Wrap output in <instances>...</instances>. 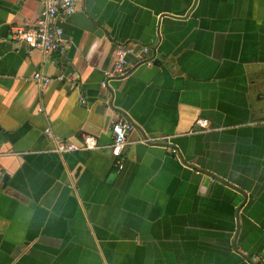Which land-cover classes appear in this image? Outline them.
Returning a JSON list of instances; mask_svg holds the SVG:
<instances>
[{
    "label": "crops",
    "instance_id": "obj_1",
    "mask_svg": "<svg viewBox=\"0 0 264 264\" xmlns=\"http://www.w3.org/2000/svg\"><path fill=\"white\" fill-rule=\"evenodd\" d=\"M42 1L0 0V264L263 263L264 0H76L49 54L12 38ZM117 44L157 64L130 58L105 89ZM127 119L118 171L111 127ZM46 129L100 149L54 154ZM154 137L169 140L140 143Z\"/></svg>",
    "mask_w": 264,
    "mask_h": 264
},
{
    "label": "built area",
    "instance_id": "obj_2",
    "mask_svg": "<svg viewBox=\"0 0 264 264\" xmlns=\"http://www.w3.org/2000/svg\"><path fill=\"white\" fill-rule=\"evenodd\" d=\"M76 11V0H43L42 10L39 17L31 28H17L12 38L16 41H23L30 49H40L45 54L63 53L67 43L63 39V30L59 24L61 18H68ZM130 58L143 60L147 66H151V49L143 45H121L117 44L114 49V63L110 70L104 72V81L101 87L105 88L108 80L123 76L130 67ZM32 81L41 87H46L53 83L67 85L69 91L76 92L79 89L78 83L74 80H67L65 76L48 77L41 72L32 75ZM80 102L84 100L80 98ZM198 132L211 131L206 120L199 119L195 122ZM134 130L131 123L126 120H119L111 127L112 142L109 146L111 156L115 159L118 171L123 170V163L119 161L123 148L127 145V136ZM48 139L54 142L52 153L65 155L69 153H88L100 149L98 141L91 135H82L80 144L76 145L71 142L56 139L49 129L45 130ZM167 137H154L141 140L142 144H159L167 143ZM171 153L176 155L175 150ZM252 264L260 263L259 258L253 257Z\"/></svg>",
    "mask_w": 264,
    "mask_h": 264
},
{
    "label": "water",
    "instance_id": "obj_3",
    "mask_svg": "<svg viewBox=\"0 0 264 264\" xmlns=\"http://www.w3.org/2000/svg\"><path fill=\"white\" fill-rule=\"evenodd\" d=\"M121 45H122V44H121ZM149 48H150V47H149ZM150 49H151V62H152V65H156V64H157V63L155 62L156 49H153V48H150ZM140 65H146V64H145V62H144L143 60H137V63H136V65H135L134 67H138V66H140ZM152 65H151V66H152ZM134 67H133V69H134ZM109 70H110V69H109ZM131 70H132V68H131ZM131 70H129L128 72H126L123 76L118 77V78H115V79H111V80L125 79L127 76L130 75ZM111 80H108L105 89L108 87V83H109ZM114 110H117V112H119V113L122 114V111H119L117 108L114 109ZM126 121H128L129 123H131V124L133 125V123H132L130 120L127 119ZM133 127H134V125H133ZM134 128H135V127H134ZM145 139H147V138H144L143 140H145ZM144 145H146V144H144ZM148 145H157V144H148ZM162 146H163V145H162ZM207 176H208L209 178H214V176H213V175H210V174H207ZM217 180H219L220 182L225 183L227 186H229V187H231V188H234V187H232V185H229L228 183L222 181L221 179H218V178H217ZM238 192L241 193V195H242L243 197H245L243 191L238 190ZM233 250H234L235 252H237V249H236L235 245L233 246Z\"/></svg>",
    "mask_w": 264,
    "mask_h": 264
}]
</instances>
